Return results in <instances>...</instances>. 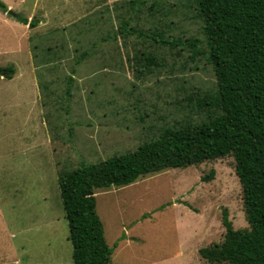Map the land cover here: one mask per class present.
<instances>
[{
  "label": "rangeland",
  "instance_id": "1",
  "mask_svg": "<svg viewBox=\"0 0 264 264\" xmlns=\"http://www.w3.org/2000/svg\"><path fill=\"white\" fill-rule=\"evenodd\" d=\"M1 1L0 68L13 74L0 73V264H73L59 174L202 119L188 98L211 92L214 78L202 60L187 62L167 48L156 50L163 64L154 72L139 74L132 59L120 67L118 52L131 58L150 48L135 35L104 40L120 26L124 0ZM149 20L139 27L152 28ZM169 20L166 35L201 36L198 21L178 12L162 17ZM86 49L91 56L64 92ZM95 199L112 264H208L198 250L222 241L224 212L234 229L248 227L231 156L150 174Z\"/></svg>",
  "mask_w": 264,
  "mask_h": 264
},
{
  "label": "trees",
  "instance_id": "2",
  "mask_svg": "<svg viewBox=\"0 0 264 264\" xmlns=\"http://www.w3.org/2000/svg\"><path fill=\"white\" fill-rule=\"evenodd\" d=\"M119 9L124 12L119 16L121 24L104 40L117 42L118 35H135L141 45L148 42L150 47L136 51L131 58L118 52L121 56L114 60L120 67L132 59L139 74L154 72L163 64L156 50L167 48L187 62L202 60L211 69L214 88L188 98L205 112L202 119H184L161 129L130 153L96 163L80 162L76 169L59 174L73 264H112L113 249L96 212L97 191L119 189L166 169L228 156L234 160L248 227L234 229L224 212L222 241L200 248L198 254L208 264H264V0H124ZM0 10L7 11L1 0ZM177 12L184 21L200 22V37L166 35L172 22L164 24L162 17ZM146 17L152 28L142 29L139 23ZM13 18L27 24L22 16ZM90 51L76 57L64 92L70 91L75 68L85 65L83 59L91 56ZM1 72L10 78L13 69L0 68ZM213 173L211 170L203 180H211Z\"/></svg>",
  "mask_w": 264,
  "mask_h": 264
},
{
  "label": "crops",
  "instance_id": "3",
  "mask_svg": "<svg viewBox=\"0 0 264 264\" xmlns=\"http://www.w3.org/2000/svg\"><path fill=\"white\" fill-rule=\"evenodd\" d=\"M79 16H81V15L76 14V17H79ZM121 241H122V237H120V239L116 241V245L114 247L116 248L118 246V244L121 243Z\"/></svg>",
  "mask_w": 264,
  "mask_h": 264
}]
</instances>
